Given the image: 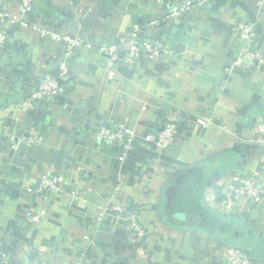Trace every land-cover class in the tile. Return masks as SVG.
I'll list each match as a JSON object with an SVG mask.
<instances>
[{
  "label": "crops",
  "instance_id": "crops-1",
  "mask_svg": "<svg viewBox=\"0 0 264 264\" xmlns=\"http://www.w3.org/2000/svg\"><path fill=\"white\" fill-rule=\"evenodd\" d=\"M18 11V0H0V12ZM167 12L165 0H38L31 16L38 29L13 28L0 18L8 36L0 52V242L14 234L12 264L37 258L45 264L81 258L85 264H226L220 245L244 248L264 264V203L222 197L224 186L264 175V145L248 141L250 125L264 118V64L251 71L233 65L248 44L232 31L236 21L252 27L264 59V0H218L191 8L179 22ZM134 25L142 38L175 53L109 70L101 48ZM40 29L81 34L89 46L67 56ZM62 65L64 94L21 110ZM172 112L184 135L162 151L145 137ZM106 122L140 132L131 151L96 142ZM30 129L43 144L11 151L9 137ZM48 171L78 176L81 197L56 196L42 222L23 224L28 190ZM124 202L138 207L146 228L136 244L126 221L98 222L100 211Z\"/></svg>",
  "mask_w": 264,
  "mask_h": 264
},
{
  "label": "built area",
  "instance_id": "built-area-1",
  "mask_svg": "<svg viewBox=\"0 0 264 264\" xmlns=\"http://www.w3.org/2000/svg\"><path fill=\"white\" fill-rule=\"evenodd\" d=\"M38 0H18L19 11L16 14L0 12V18L6 21L13 28H33L38 29L31 21L34 15L35 5ZM90 3H97L100 0H86ZM181 3H178V2ZM218 0H167L165 1L168 18H174L177 22L191 8H201L211 6ZM92 11V8L89 9ZM232 31L238 34L248 44L242 52L240 58L234 62L235 67L254 70L264 64V59L256 51L257 34L252 27L243 22L236 21L233 24ZM139 26L134 25L130 33L117 38L111 44L103 46L101 51L110 57L108 69L122 62L126 66L134 65L139 59L160 61L171 56L175 50L164 42L156 39L142 38L139 35ZM40 35L43 38L63 44L67 49V56L73 54L75 49H80L86 45L87 40L81 34H69L52 31L49 29H40ZM8 40L7 34L0 30V52L4 50ZM123 54L124 57H121ZM67 68L62 65L57 75H50L43 78L38 89L32 94L31 99L19 104L21 110H30L33 108L34 100L42 101L46 99H57L64 94V82L68 80ZM113 79V74L109 76ZM180 116L173 112L166 117L161 129L153 134H147L145 139L153 143L162 151L170 149L179 139L183 137V132L179 129L178 122ZM202 126L208 123L202 119L198 120ZM249 140L253 144L264 145V118L249 127ZM140 132L129 127L125 123L106 122L101 125L96 135V142L103 146H117L125 152L132 150L135 141ZM10 150L15 152L20 146H35L43 144V137L34 129L28 130L25 135L12 134L9 137ZM78 176H70L67 173L56 171L43 172L36 176L32 187L28 190L31 199L28 202L27 209L23 215L22 223L26 225H37L48 215L49 209L56 202V196L63 200L71 201L81 197V190L77 183ZM223 196L228 202H238L248 200L251 204L260 205L264 203V175L255 177H244L236 182L223 187ZM115 216V217H113ZM115 218L124 220L128 227V239L131 244H136L146 237V228L144 227L140 213L131 204L124 202L112 208H104L98 214V222ZM13 251H4L2 242H0V264H12L14 259ZM219 258L226 264H262L244 250L235 246L220 245L218 250ZM24 264H45L43 259L27 260ZM72 264H85L83 259Z\"/></svg>",
  "mask_w": 264,
  "mask_h": 264
},
{
  "label": "trees",
  "instance_id": "trees-1",
  "mask_svg": "<svg viewBox=\"0 0 264 264\" xmlns=\"http://www.w3.org/2000/svg\"><path fill=\"white\" fill-rule=\"evenodd\" d=\"M165 1H167V0H165ZM31 19H32V17H31ZM179 129L181 130V128L179 127ZM222 197H223V195H222ZM131 204V203H130ZM132 205V204H131ZM135 209H137L138 210V207L137 206H135V205H132ZM140 209V208H139ZM139 211V210H138ZM140 213V212H139ZM169 214H171V212L169 213ZM184 214V216H188V214H186V213H183ZM209 225H215V223L212 221V220H210V223H209ZM15 237H14V234H10V235H8L6 238H3L2 239V249L4 250V251H13L14 249H15ZM235 246V245H234ZM236 247V246H235ZM237 248H239V247H237ZM240 249H242V250H244L245 252H247L248 254H250L246 249H244V248H240ZM251 255V254H250ZM36 256V254H34V257Z\"/></svg>",
  "mask_w": 264,
  "mask_h": 264
},
{
  "label": "water",
  "instance_id": "water-1",
  "mask_svg": "<svg viewBox=\"0 0 264 264\" xmlns=\"http://www.w3.org/2000/svg\"><path fill=\"white\" fill-rule=\"evenodd\" d=\"M177 197H178V196H176V195H174V194L172 195V202H170V205H171L172 209H174V208H173V202H174L175 200L177 201V199H178Z\"/></svg>",
  "mask_w": 264,
  "mask_h": 264
}]
</instances>
